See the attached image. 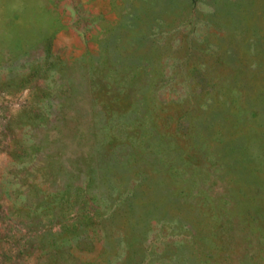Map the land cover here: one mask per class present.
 <instances>
[{
  "label": "rangeland",
  "instance_id": "obj_1",
  "mask_svg": "<svg viewBox=\"0 0 264 264\" xmlns=\"http://www.w3.org/2000/svg\"><path fill=\"white\" fill-rule=\"evenodd\" d=\"M0 264H264V0H0Z\"/></svg>",
  "mask_w": 264,
  "mask_h": 264
}]
</instances>
